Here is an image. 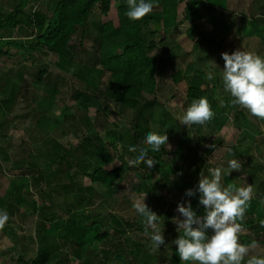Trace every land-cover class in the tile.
Instances as JSON below:
<instances>
[{"label": "trees", "instance_id": "16d2710c", "mask_svg": "<svg viewBox=\"0 0 264 264\" xmlns=\"http://www.w3.org/2000/svg\"><path fill=\"white\" fill-rule=\"evenodd\" d=\"M37 1L42 2L30 10L26 8L28 0H19L9 12L0 9V57L3 54L20 55L24 51L49 52L57 57L56 64L60 68L64 70L73 68L74 74L86 85L85 89L77 91L75 96L77 106L85 110L81 117L85 132H83V138L77 143L60 141L67 127L72 126L75 130L78 129L79 120L74 119L72 109L65 105L62 106L59 115L55 113L53 109L59 90L56 84L47 86V95L37 100V127L43 130L45 136L44 139L37 141V152L41 149L45 151L38 154L36 151L33 152L31 147V152L24 148L20 152V154L24 152L27 156L22 154L17 158L18 154H15L17 168L23 174H30L29 178L37 184V187L39 186L37 201L34 200L31 203L32 213L38 215L40 221L36 230L40 244L36 257L25 261L21 255L18 258V264H47L48 262L68 264L78 257L84 248L91 250L88 253L91 257L90 259L86 257L85 261L83 260L84 264H132L133 256L137 258L138 256L135 255L136 253H133V256L130 255L131 251L118 236L125 232V225L129 227L140 225V228L144 229L143 221L137 224L123 217L122 220L125 222L123 223L113 214L103 216L102 213H94L90 210V206L95 201V185L114 189L121 181L124 171L144 166L145 171L141 173V176L143 181L146 180L147 185L156 170H161L162 177H167L170 173L160 151L148 153L150 157L158 161L151 170L146 168L143 161L129 165V161H134L137 154L129 152V146L136 145L137 148L141 145L146 146L142 128L145 129L150 119H155L158 115L157 110L162 108L155 97L157 73L161 65L150 53L164 38L157 39L154 35L157 34L156 31L150 33L152 38H147L144 23L157 20L163 31H169L186 20L195 23L201 16L207 17L208 22L211 23H216L218 19L230 20L232 13L228 11L229 0H155L156 11L139 21H131L126 17L127 0H36L35 2L38 3ZM113 1L117 3L118 24L110 20L98 22L93 34L88 30V23L94 8L98 5L101 15L106 16ZM183 2L185 6L180 18L178 8ZM260 9V14H253L250 19L247 17L249 20H247L245 34L259 37L264 43V5ZM19 24L33 29V32L26 36L29 39L27 42H22L19 38L12 39L14 37L11 33ZM6 32L11 34L8 35L10 39L2 45L3 39L7 36H4ZM78 34L81 36V41L93 35L91 40L94 52L89 63L74 62L77 48L72 41ZM204 40L210 44L216 43L214 38H205L201 35L199 43ZM11 49L14 51L10 52ZM106 74L108 75L106 82H101ZM179 74L180 72H176L173 75L176 82L181 79ZM37 77L38 80L45 81L50 75L46 70H40ZM203 77L204 73L198 70L197 78L192 76L188 80L186 96L190 103L195 98L206 97L211 104L212 96L208 89L201 87L198 81ZM211 91H215V84ZM100 93L104 97L102 101ZM146 95H152L153 98L148 99ZM109 100L114 102L116 107L131 109L134 112L131 140L128 144L124 136L126 134L112 132L107 125L104 126L107 140L104 141L99 134L100 122L103 124L107 120L104 113L101 115V108L112 111ZM223 100L227 103L226 105L233 106L232 99L223 98ZM92 106L96 108L95 119L89 117L86 112ZM160 113L161 116H165V111L163 112L162 109ZM235 118L237 122L240 121L239 118H244V125L247 128L245 131L253 138V134L248 132L249 121L245 119L242 111H236ZM206 125L212 128L208 121ZM41 126H45L46 131ZM175 126L176 122L172 117L162 122V127L166 130L172 131ZM195 126L201 129V125ZM254 132H258L256 128ZM74 133L77 136L76 131ZM184 142L185 139L180 140L179 149ZM2 154L5 160L10 159L7 151L3 150ZM115 160H119L120 164L109 167ZM197 160L201 161V158ZM193 164L195 162L191 160L185 162L186 172H183L177 181V186L183 191L190 189L193 176L201 172L200 167L188 172ZM230 178L231 176L227 180ZM84 179L88 180V183L83 181ZM154 185L157 184L154 183ZM197 185H194L192 189ZM153 188L157 189L155 186ZM22 194L15 190L11 191L2 196L0 202L5 203L7 210L13 213L24 203ZM149 194L153 205L152 210L163 216L165 205L159 196L160 192L152 190ZM61 196L64 198V203L59 201ZM186 198L191 200L192 206L202 214L203 208L197 203L198 193L196 196H186ZM260 220H264V209L256 200L251 199L244 217L237 221L241 225V230L247 232L239 236L241 243L248 246L264 244V227H261ZM120 227H122L121 230ZM178 235L175 231L174 238ZM165 264H181V262L172 257Z\"/></svg>", "mask_w": 264, "mask_h": 264}, {"label": "rangeland", "instance_id": "374dc122", "mask_svg": "<svg viewBox=\"0 0 264 264\" xmlns=\"http://www.w3.org/2000/svg\"><path fill=\"white\" fill-rule=\"evenodd\" d=\"M18 1L0 0V9L9 12ZM35 1L28 0L27 10L36 8L42 2L37 1L38 3H36ZM263 5L264 0H229L228 11L232 13L230 20L218 19L216 23H211L208 22L207 17L201 16L195 23L186 20L169 31H163L157 20H149L144 23V32L147 38H152L150 33L156 31L155 37L164 39L150 53L158 59L161 65L157 73L155 97L162 108L157 110L156 118L150 119L148 126L145 129L142 128V134L145 135L149 131L167 133L170 146L167 144L162 146L160 152L170 173L167 177H162L161 170H156L147 185L146 180L143 181L141 176L145 167L140 166L139 169L124 171L121 181L114 189H106L96 184L95 201L90 206L91 211L98 214L102 213L103 216L113 214L121 220L123 217L128 218L138 224V222L143 221V218L132 208L133 201L147 194L146 203L152 209L153 205L150 201L149 192L158 190L162 203L165 205L161 218L163 223L159 226L164 229L166 243H170L175 239L176 229L172 223V218L179 215L176 212L177 205L181 201L189 200L188 198L185 199L186 191L177 186L178 179L183 172H186L185 162L187 160L195 162L188 169V172L200 167V171L203 170L207 175L209 167L222 166L227 170V161L230 159H239L242 162V169L231 172L230 180H227L229 176H223L222 184L225 186L232 185L234 189L251 185L252 200H256L258 205L264 209V119L251 115L248 110L240 106L226 105L227 103L223 98H232L224 91L220 78V73L225 64L221 56L223 52L232 53L237 49H244L264 56V43L259 37L245 34V28L248 26L247 20L253 17V14H260V7ZM156 6L157 2L154 0L153 10L149 14L156 11ZM184 6L185 2L179 5L180 18ZM109 20L118 24L116 1L111 3L110 11L106 16L101 15L98 5L94 8L93 14L89 18L88 30L94 34L95 25L98 22ZM32 32V28L29 29L19 24L11 33L14 37L12 39L19 38L22 42H27L29 39L26 36ZM11 34L5 33L4 36H7L3 39L2 45L10 39L8 35ZM201 35L205 38H214L216 43L210 44L205 40L199 43ZM92 37L93 35H89L82 41L80 34L73 37L72 42L77 48L75 63L91 62V55L94 52ZM11 51L14 50L11 49ZM56 62L57 57L49 52L24 51L20 55L3 54L0 57V198L14 190L23 193L24 196L22 207L14 210L13 213L7 210L5 203L0 202V210L6 211L9 215L8 222L0 227V264H18V258L21 255L25 261H29L36 257L40 245L36 232L40 221L38 215H33L31 203L34 200L37 201L39 186L37 187V184L29 178L30 174H23L17 168L15 154L19 155L16 156L17 158L22 154L26 155L24 152L22 154L20 152L23 151V148L30 151L31 147H33V152L36 151L38 154L45 151L41 149L37 152V141L45 138L43 130L37 127V100L47 95V86L56 84L59 90L53 109L55 113L59 115L62 106L65 105L72 109L75 115L74 119L79 120L77 122L78 129L75 130L72 126L67 127L63 136L60 137V141L77 143L83 138V132H85L84 123L81 121L85 110L77 106L75 96L77 91L84 90L86 85L74 74L73 68L64 70ZM40 70H46L50 77L45 81L38 80L37 73ZM198 70L204 73V77L198 80L201 87L208 89L212 96L211 106L214 115L208 121L212 128L207 127L206 123L201 125V129L195 125L188 128L187 125L180 124L177 119L190 104L186 96L188 80L192 76L197 78ZM212 71H215V76L209 80L207 76ZM176 72H180L179 77L181 79L178 82L173 79ZM107 78L108 75H104L101 82H106ZM213 83L215 84L214 92L211 91ZM100 97H102V101L104 99L102 93H100ZM146 97L148 99L153 98L152 95H146ZM108 103L112 111L109 112L103 107L100 111L101 115L107 116L105 123L100 122L98 130L100 136L104 141L107 140V134L104 130V126L107 125L112 132L117 131L126 134L124 136L127 139V144L130 143L134 112L131 109L116 107L114 102L110 100ZM161 109L163 112L165 111V116H161ZM236 111H242L245 119L249 121L250 129L248 132L253 134V138L245 131L247 128L244 125V118H239L240 121L237 122ZM86 112L89 117L95 119V107H89ZM170 117L175 120L177 126L172 131L162 127V122H166ZM41 127L46 131L45 126ZM255 128L257 133L254 132ZM74 131H76L77 136H75ZM181 139H185V142L179 149L178 144ZM211 147L213 148L211 149ZM209 149H211L210 152H208ZM229 149L234 155L230 154ZM3 150L10 154L9 160H5L2 154ZM197 158H201V161H198ZM119 164L120 161L115 160L109 167ZM132 164L133 161L130 160L129 165ZM247 168L249 170L246 171ZM200 173L193 176L190 189L198 184ZM83 181L88 183L86 179ZM153 186L157 189L154 190ZM59 201L64 203V198L61 196ZM58 210L61 213V210ZM63 217L65 219V215ZM122 222L125 223L123 220ZM121 229L122 227H120ZM125 229V232L118 237L122 238L124 245L131 251L132 254L130 255L133 256V253H136L135 255L138 256V258L133 256L132 264H165L172 257L179 260L175 253V246H161L156 251L151 250V230L146 235L145 230L140 228V225L136 227L125 225ZM245 233H247L245 230H241L238 235ZM249 247L250 255L264 254V244H256L254 248ZM90 252L89 249H82L80 255L68 264H84L83 260L85 261L86 257H89L88 253ZM142 258L143 260H141ZM180 262L187 264V262ZM51 263L48 262L47 264Z\"/></svg>", "mask_w": 264, "mask_h": 264}, {"label": "clouds", "instance_id": "9594fccd", "mask_svg": "<svg viewBox=\"0 0 264 264\" xmlns=\"http://www.w3.org/2000/svg\"><path fill=\"white\" fill-rule=\"evenodd\" d=\"M154 0H127L126 17L131 21L142 20L152 12ZM225 64L220 73L223 89L232 98V104L240 106L258 118L264 119V56L237 49L232 53L221 54ZM215 66L216 63L213 62ZM215 71L209 72L207 78L212 80ZM214 111L206 97L195 98L178 116L180 124L204 125L211 120ZM168 144L167 133L149 131L144 136V145L137 148L129 146V152L137 153L133 163L143 161L151 170L158 161L148 155L149 151L159 152ZM170 146V145H169ZM230 154L232 153L229 149ZM242 162L239 159L227 161V170L222 166L209 167L207 175L200 173L198 185L187 189V197L196 196L197 203L203 208L202 214L192 206L191 200L177 205L178 216L172 223L179 234L170 243H166L164 229L159 226L161 215L153 211L146 203V195L135 199L132 208L143 218L145 234L150 232L151 250L156 251L169 245L175 246L179 260L187 264H264V254L250 255V247L239 241L242 219L252 199V187L233 188L222 184V177L229 176L233 171H240ZM9 220L6 211L0 210V227ZM264 227V220H260ZM251 247H255L252 244Z\"/></svg>", "mask_w": 264, "mask_h": 264}]
</instances>
